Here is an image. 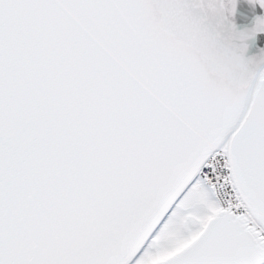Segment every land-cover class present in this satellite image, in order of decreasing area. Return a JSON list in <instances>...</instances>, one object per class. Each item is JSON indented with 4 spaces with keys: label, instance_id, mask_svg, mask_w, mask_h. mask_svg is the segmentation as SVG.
Masks as SVG:
<instances>
[{
    "label": "snow or ice",
    "instance_id": "snow-or-ice-1",
    "mask_svg": "<svg viewBox=\"0 0 264 264\" xmlns=\"http://www.w3.org/2000/svg\"><path fill=\"white\" fill-rule=\"evenodd\" d=\"M0 264H264V0H0Z\"/></svg>",
    "mask_w": 264,
    "mask_h": 264
},
{
    "label": "water",
    "instance_id": "water-1",
    "mask_svg": "<svg viewBox=\"0 0 264 264\" xmlns=\"http://www.w3.org/2000/svg\"><path fill=\"white\" fill-rule=\"evenodd\" d=\"M241 2H242V5H243V0H241ZM246 6V5H245Z\"/></svg>",
    "mask_w": 264,
    "mask_h": 264
}]
</instances>
